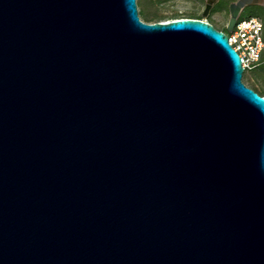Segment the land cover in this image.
I'll return each instance as SVG.
<instances>
[{
  "label": "water",
  "instance_id": "water-1",
  "mask_svg": "<svg viewBox=\"0 0 264 264\" xmlns=\"http://www.w3.org/2000/svg\"><path fill=\"white\" fill-rule=\"evenodd\" d=\"M244 72L226 33L137 0H0V264H264Z\"/></svg>",
  "mask_w": 264,
  "mask_h": 264
},
{
  "label": "rangeland",
  "instance_id": "rangeland-1",
  "mask_svg": "<svg viewBox=\"0 0 264 264\" xmlns=\"http://www.w3.org/2000/svg\"><path fill=\"white\" fill-rule=\"evenodd\" d=\"M239 0H137L139 15L145 22L154 23L181 18L199 19L218 29H225L231 18L230 5ZM242 17H255L264 24V0L245 7ZM243 82L264 96V52L262 64L244 72Z\"/></svg>",
  "mask_w": 264,
  "mask_h": 264
},
{
  "label": "built area",
  "instance_id": "built-area-1",
  "mask_svg": "<svg viewBox=\"0 0 264 264\" xmlns=\"http://www.w3.org/2000/svg\"><path fill=\"white\" fill-rule=\"evenodd\" d=\"M230 45L240 55L245 70L257 69L264 52V24L255 17L237 19L232 32H227Z\"/></svg>",
  "mask_w": 264,
  "mask_h": 264
},
{
  "label": "bare ground",
  "instance_id": "bare-ground-1",
  "mask_svg": "<svg viewBox=\"0 0 264 264\" xmlns=\"http://www.w3.org/2000/svg\"><path fill=\"white\" fill-rule=\"evenodd\" d=\"M261 0H245V4L243 5V7L242 8H239V12H240V14L242 13V11L245 9V7L246 6H248V5H251V4H253V3H258V2H260Z\"/></svg>",
  "mask_w": 264,
  "mask_h": 264
},
{
  "label": "flooded vegetation",
  "instance_id": "flooded-vegetation-1",
  "mask_svg": "<svg viewBox=\"0 0 264 264\" xmlns=\"http://www.w3.org/2000/svg\"><path fill=\"white\" fill-rule=\"evenodd\" d=\"M215 27V26H214ZM216 28V27H215ZM217 30H219V31H222V32H224V33H226V31H227V28H226V30L225 29H218V28H216Z\"/></svg>",
  "mask_w": 264,
  "mask_h": 264
}]
</instances>
